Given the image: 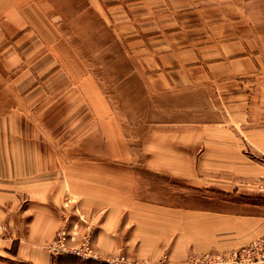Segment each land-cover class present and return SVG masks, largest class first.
Listing matches in <instances>:
<instances>
[{
    "label": "rangeland",
    "instance_id": "rangeland-1",
    "mask_svg": "<svg viewBox=\"0 0 264 264\" xmlns=\"http://www.w3.org/2000/svg\"><path fill=\"white\" fill-rule=\"evenodd\" d=\"M37 5L48 24L47 52L57 63L36 84L43 99L24 101L30 88L16 83L23 63L43 53L25 49L35 37L22 32L4 41L0 35V192L14 197L7 201L14 233H24L23 218L34 211L23 209L29 202L35 208L40 183L54 181L40 171L60 170L67 190L57 199L43 188L41 197L63 222L48 244L52 253L72 254L80 264H172L167 250L153 262L96 253L89 224L104 212L79 205L96 203L94 188L102 184L127 204L118 220L126 225V241L148 228L146 234L157 230L164 241L184 234L197 246L203 240L212 245L181 264L264 262L231 260L249 246L255 258L264 245V36L247 37L256 44L251 72L230 82L207 76L172 83L130 50L125 27L111 24L87 0ZM92 156L105 162H90ZM70 171L79 177L65 178ZM10 230L0 226V237Z\"/></svg>",
    "mask_w": 264,
    "mask_h": 264
},
{
    "label": "crops",
    "instance_id": "crops-1",
    "mask_svg": "<svg viewBox=\"0 0 264 264\" xmlns=\"http://www.w3.org/2000/svg\"><path fill=\"white\" fill-rule=\"evenodd\" d=\"M87 2L100 11L111 24L113 22L114 26L127 29L126 33L133 39L128 43L130 50L140 56L145 66L156 71L155 75L167 77L166 82L192 84L209 80L207 76L223 82L233 81L240 72H251L255 65V40L247 37L255 34L264 36V0H87ZM40 3H45V0H0V35L3 40L6 41L8 37L15 38L24 32L22 37L26 35L35 37V41L25 49L32 54L39 50L43 51L36 59L23 63V72L16 79L20 88H30L22 98L28 102L36 97L41 100L46 96L36 84L41 82L48 70L57 65L56 58L47 52L48 24L43 17L44 13L37 5ZM260 20L261 23L258 24H261V27L259 25L256 27V22ZM261 48L264 59V37ZM89 159L90 162H105L103 157L95 159L92 156ZM108 159L107 157L106 161H109ZM67 173L64 177L72 181L79 177L78 172ZM43 175L44 179L54 181L40 183V199L34 204L35 208L32 207V202L24 207V212L32 209L34 212L26 214L30 215L28 219L23 218L22 227L25 230L21 236L14 233L13 228L17 222L7 203L13 201L14 197H11L9 192H0V226L11 229L10 236L0 237V264H80L76 256L69 253H52L48 248L55 231L63 222L57 214V209L48 204L46 199H41L42 190L44 188V194H52L59 199L67 189L61 181L64 175L62 171L46 169L44 172L40 171V177ZM72 181V184L75 183ZM28 191L30 194V190ZM90 191L89 189V195ZM94 191L96 203L86 200L79 206L86 210L90 205L96 208L95 211L104 212L100 219L96 218L97 220L92 221L93 224H89L92 228L94 249L100 256L126 253L134 254V258L153 262L160 259L163 251L167 250L166 259L172 264H181L194 253L212 248L205 240L197 246L192 243L190 236L184 234L164 241L163 233L157 230L155 234H146L148 228L143 230L138 240L130 233L131 236L126 241L121 237L126 231V225H121L118 220L127 204H123L121 198L112 197L108 186L97 184ZM78 194L76 193L77 196ZM136 204L143 206L140 202H130L131 206ZM248 222L249 219H246L244 226ZM84 227L82 224L78 226L80 231ZM245 237L237 239L238 243H244ZM214 243L216 247L223 246L222 242L219 244L217 240ZM235 245L236 242L232 239L231 247Z\"/></svg>",
    "mask_w": 264,
    "mask_h": 264
},
{
    "label": "built area",
    "instance_id": "built-area-1",
    "mask_svg": "<svg viewBox=\"0 0 264 264\" xmlns=\"http://www.w3.org/2000/svg\"><path fill=\"white\" fill-rule=\"evenodd\" d=\"M261 246L262 243L261 242H258L257 244H254V246ZM263 246V249H262V254H258L255 258L253 257H250L249 255V252L250 250H252L253 246H249L245 251H242V252H239L238 254L236 253H232V258L231 260H242L245 256V258L247 259V261L250 259L251 261H260V260H264V245ZM241 256V257H240ZM255 259V260H254Z\"/></svg>",
    "mask_w": 264,
    "mask_h": 264
},
{
    "label": "trees",
    "instance_id": "trees-1",
    "mask_svg": "<svg viewBox=\"0 0 264 264\" xmlns=\"http://www.w3.org/2000/svg\"><path fill=\"white\" fill-rule=\"evenodd\" d=\"M79 261H80V259H79ZM83 264H97V263L90 261V260H87V261H84Z\"/></svg>",
    "mask_w": 264,
    "mask_h": 264
}]
</instances>
